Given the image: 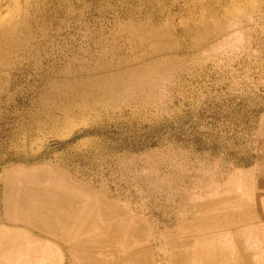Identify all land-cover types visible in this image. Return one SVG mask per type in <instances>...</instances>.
Returning a JSON list of instances; mask_svg holds the SVG:
<instances>
[{"label":"rangeland","instance_id":"obj_1","mask_svg":"<svg viewBox=\"0 0 264 264\" xmlns=\"http://www.w3.org/2000/svg\"><path fill=\"white\" fill-rule=\"evenodd\" d=\"M0 47V264H264V0H0Z\"/></svg>","mask_w":264,"mask_h":264},{"label":"bare ground","instance_id":"obj_2","mask_svg":"<svg viewBox=\"0 0 264 264\" xmlns=\"http://www.w3.org/2000/svg\"><path fill=\"white\" fill-rule=\"evenodd\" d=\"M216 2V1H215ZM46 4H47V2H45ZM61 3V2H60ZM64 3V2H63ZM39 4V3H38ZM41 4V3H40ZM62 4V3H61ZM67 4V3H66ZM27 5V4H26ZM59 5V4H58ZM64 5H65V3H64ZM32 6V5H31ZM60 6V5H59ZM66 6V5H65ZM68 6V5H67ZM57 7V6H56ZM208 7H210L211 8V10H213V9H215L211 4H209L208 5ZM208 7H206L205 8V10L206 11H209L208 10ZM26 9V8H25ZM60 9V8H59ZM62 9V8H61ZM58 10V9H57ZM63 10V9H62ZM71 10V9H70ZM35 11V10H34ZM37 11V10H36ZM62 12V11H61ZM138 12V11H137ZM140 12V11H139ZM205 12V11H204ZM25 13V12H24ZM56 13V12H55ZM141 13H143V12H141ZM146 13V12H145ZM52 14V13H51ZM60 14V13H59ZM72 14V13H71ZM138 14V13H137ZM144 14V13H143ZM154 14V13H153ZM24 15V14H23ZM31 15V14H30ZM68 15V14H67ZM137 16V15H136ZM139 16V15H138ZM146 16V15H145ZM156 16V15H155ZM41 17V16H40ZM66 17V16H65ZM74 17V16H73ZM151 17V16H150ZM163 17V16H162ZM202 17V16H201ZM67 18H69V17H67ZM168 18H170V17H168ZM172 18V17H171ZM200 18V17H199ZM55 19V18H54ZM139 20V19H138ZM134 22V21H133ZM147 22V21H146ZM152 22V21H151ZM194 22V21H193ZM2 23V22H1ZM15 23V22H14ZM163 23V22H162ZM161 23V24H162ZM61 24V23H60ZM156 24V23H155ZM138 25V24H137ZM147 25V24H146ZM190 25V24H189ZM193 25V24H192ZM188 26V25H187ZM45 27V26H44ZM167 27V26H166ZM170 27V26H169ZM164 28H165V26H164ZM206 28V27H205ZM14 29V28H13ZM61 29V28H60ZM189 29V28H188ZM15 30V29H14ZM128 30V29H127ZM187 30V29H186ZM185 30V31H186ZM203 30V29H202ZM5 31V30H4ZM43 31V30H42ZM123 31V30H122ZM48 32V31H47ZM183 33V32H182ZM192 33V32H191ZM37 34V33H36ZM55 34V33H54ZM173 34V33H172ZM178 34V33H177ZM176 34V35H177ZM53 35V34H52ZM56 36V35H55ZM92 36V35H91ZM189 36V35H188ZM127 37V36H126ZM199 37V36H198ZM92 38V37H91ZM117 38H118V36H117ZM113 39V38H112ZM120 39V38H119ZM141 39V38H140ZM168 39V38H167ZM202 39V38H201ZM121 40V39H120ZM129 40V39H128ZM177 40V39H176ZM53 41V40H52ZM112 41V40H111ZM114 41V40H113ZM157 41V40H156ZM159 41V40H158ZM175 41V40H174ZM100 42V41H99ZM103 42V41H102ZM165 42H167V41H165ZM170 42V41H169ZM172 42H173V40H172ZM121 43V42H120ZM129 43V42H128ZM134 42H132V44H133ZM158 44H160V43H158ZM174 44V43H173ZM192 44H194V43H192ZM28 45V44H27ZM46 45H48V44H46ZM105 45V44H104ZM144 45V44H143ZM109 46V45H108ZM161 46V45H160ZM194 46H196V45H194ZM34 47V46H33ZM60 47H62L61 45H60ZM96 47V46H95ZM100 47V46H99ZM148 47V46H147ZM157 47H159V46H157ZM173 47V46H172ZM1 48V47H0ZM70 48V47H69ZM98 48V47H97ZM112 48V47H111ZM115 48V47H114ZM121 48V47H120ZM119 48V49H120ZM124 48V47H123ZM143 48V47H142ZM178 48V47H177ZM34 49V48H33ZM59 49V48H58ZM57 49V50H58ZM64 49V48H63ZM118 49V48H117ZM36 50V49H35ZM41 50V49H40ZM46 50V49H45ZM106 50H107V48H106ZM112 50V49H111ZM126 50H128V49H126ZM134 50V49H133ZM38 51V50H37ZM75 51V50H74ZM109 51V50H108ZM124 51V50H123ZM56 52V51H55ZM66 52H68V51H66ZM113 52V51H112ZM116 52V51H115ZM139 51H137V53H138ZM158 52V51H157ZM24 53H26V52H24ZM28 53V52H27ZM34 53V52H33ZM41 53V52H40ZM61 53V52H60ZM97 53V52H96ZM146 53V52H145ZM154 53V52H153ZM170 53V52H169ZM63 54V53H62ZM61 54V55H62ZM79 54V53H78ZM85 54V53H84ZM111 54V53H110ZM116 54V53H115ZM149 54H150V52H149ZM53 55V54H52ZM73 55V54H72ZM82 55V54H81ZM91 55V54H90ZM89 55V56H90ZM12 56V55H11ZM36 56V55H35ZM59 56V55H58ZM69 56V55H68ZM76 56V55H75ZM111 56V55H110ZM179 56V55H178ZM71 57V56H70ZM91 57V56H90ZM116 57V56H115ZM161 57V56H160ZM20 59V58H19ZM91 59V58H90ZM95 59V58H94ZM100 59V58H99ZM106 59H108V58H106ZM102 60H104V59H102ZM110 60V59H109ZM135 60V59H134ZM138 60V59H137ZM166 60V59H165ZM58 61H60V59L58 60ZM146 61V60H145ZM153 61H155V60H153ZM68 62H70V60L68 61ZM105 62V61H104ZM135 62V61H134ZM151 62V61H150ZM165 62V61H164ZM64 63V62H63ZM79 63V62H78ZM127 63V62H126ZM71 64V63H70ZM120 64V63H119ZM128 64V63H127ZM138 64V63H137ZM161 64H163V62L161 63ZM118 65V64H117ZM116 65V66H117ZM124 65H125V63H124ZM151 65V64H150ZM54 67V66H53ZM143 67H145V66H142V68ZM155 67V66H154ZM61 68V67H60ZM64 68V67H63ZM63 68H62V70H63ZM138 68V67H137ZM156 68V67H155ZM47 69V68H46ZM66 69V68H65ZM140 69V68H139ZM54 70H55V68H54ZM53 70V71H54ZM57 70V69H56ZM67 70V69H66ZM69 70V69H68ZM89 70V69H88ZM71 71H74V70H71ZM144 71V70H143ZM142 71V72H143ZM147 71V70H146ZM153 71V70H152ZM151 71V72H152ZM137 72V71H136ZM141 72V73H142ZM57 73V72H56ZM138 73V72H137ZM144 73V72H143ZM101 74V73H100ZM110 74V73H109ZM117 74V73H116ZM49 75V74H48ZM107 75V74H106ZM119 75V74H118ZM146 75V74H145ZM106 77V76H105ZM48 78V77H47ZM136 78V77H135ZM145 78H146V76H145ZM119 79H121V78H119ZM129 79V78H128ZM137 79H139V78H137ZM152 79V78H151ZM58 80V79H57ZM145 80V79H144ZM147 80V79H146ZM98 81H99V79H98ZM109 81V80H108ZM115 82H116V79H115ZM137 82H139V81H137ZM46 83V82H45ZM96 83V82H95ZM95 83H93V85H95ZM110 83V82H109ZM122 83H123V81H122ZM101 84V83H100ZM113 84V83H112ZM117 84V83H116ZM53 86V85H52ZM58 86V85H57ZM62 86V85H61ZM84 86V85H83ZM112 86V85H111ZM137 86H138V83H137ZM46 87V86H45ZM49 87V86H48ZM102 87V86H101ZM70 88V87H69ZM73 88V87H72ZM85 88H87V87H85ZM107 88V87H106ZM114 88V87H113ZM139 88V87H138ZM52 89V88H51ZM99 89V88H98ZM45 90V89H44ZM55 90V89H54ZM69 90V89H68ZM81 90V89H80ZM102 90V89H101ZM108 90V89H107ZM111 90V89H110ZM120 90H122V89H120ZM100 91V90H99ZM59 92V91H58ZM64 92V91H63ZM74 92H75V90H74ZM110 92V91H109ZM127 92H128V90H127ZM133 92V91H132ZM56 93V92H55ZM135 92H133V94H134ZM59 94V93H58ZM78 94V93H77ZM66 95V94H65ZM90 95V94H89ZM39 96V95H38ZM34 97V96H33ZM41 97V96H40ZM52 97V96H51ZM66 97V96H65ZM82 97H83V95H82ZM37 98V97H36ZM69 98V97H68ZM111 98V97H110ZM112 98H113V96H112ZM34 99V98H33ZM44 99V98H43ZM63 99V98H62ZM119 99V98H118ZM36 100V99H35ZM78 100V99H77ZM116 100V99H115ZM38 101V100H37ZM58 101V100H57ZM40 102V101H39ZM46 102V101H45ZM50 102V101H49ZM48 102V103H49ZM52 102V101H51ZM59 102V101H58ZM91 102V101H90ZM104 102V101H103ZM119 102V101H118ZM65 103V102H64ZM37 104V103H36ZM40 104V103H39ZM55 104V103H54ZM68 104V103H67ZM74 104H76V103H74ZM80 104V103H79ZM38 105V104H37ZM73 105V104H72ZM105 105V104H104ZM52 106V105H51ZM81 107V106H80ZM66 108V107H65ZM72 108V107H71ZM70 108V109H71ZM86 108V107H85ZM98 108V107H97ZM63 109V108H62ZM54 110V109H53ZM64 110V109H63ZM84 111V110H83ZM68 112V111H67ZM66 112V113H67ZM85 112V111H84ZM102 112V111H101ZM50 113H53V112H51L50 111ZM72 113V112H71ZM77 113V112H76ZM75 113V114H76ZM79 113V112H78ZM49 114V113H48ZM41 115V114H40ZM85 115V114H84ZM44 116V115H43ZM43 116H42V119H43ZM54 116V115H53ZM74 116V115H73ZM83 116V115H82ZM94 117V116H93ZM65 118V117H64ZM44 122V121H43ZM23 124V123H22ZM42 125H43V123H42ZM43 126H45V125H43ZM42 126V127H43ZM49 126H50V124H49ZM48 125H47V127H49ZM57 126V125H56ZM52 128V127H51ZM55 128V127H54ZM24 129H26V128H24ZM29 129V128H28ZM32 130V129H31ZM55 130V129H54ZM45 131V130H44ZM49 131H51V130H49ZM47 132V131H46ZM33 133V132H32ZM49 135V134H48ZM22 139V138H21ZM29 139H30V137H29ZM14 142V141H13ZM41 142V141H40ZM9 143H10V141H9ZM37 143H39V142H37ZM4 144V143H3ZM12 144V143H11ZM19 144V143H18ZM28 144V143H27ZM14 145V144H13ZM41 145V144H40ZM8 146V145H7ZM14 148V147H13ZM98 148V147H97ZM67 150V149H66ZM69 150V149H68ZM19 151V150H18ZM43 151V150H42ZM49 151V150H48ZM4 152V151H3ZM15 152V151H14ZM64 152V151H63ZM48 154V153H47ZM8 155V154H7ZM30 155V154H29ZM45 156V155H44ZM69 156V155H68ZM43 157V156H42ZM6 159V158H5ZM41 159V158H40ZM21 161V160H20ZM38 169V168H37ZM38 172V171H37ZM33 178V177H32ZM76 184V183H75ZM75 186V185H74ZM37 187V186H36ZM73 187V186H72ZM52 189V188H51ZM45 195V194H44ZM208 196V195H207ZM210 196V195H209ZM42 197V196H41ZM209 198V197H208ZM233 198H236V197H233ZM44 200V199H43ZM47 200H48V198H47ZM191 200V199H190ZM189 200V201H190ZM203 200V199H202ZM238 200V199H237ZM200 201V200H199ZM228 201V200H227ZM229 201H231V200H229ZM233 201V200H232ZM44 202V201H43ZM45 202H47V201H45ZM191 202V201H190ZM237 202V201H236ZM43 204H45V203H43ZM230 204V203H229ZM124 205V204H123ZM188 205H189V203H188ZM34 206V205H33ZM125 206H128L127 205V203H126V205ZM212 206V205H211ZM37 207V206H36ZM31 208V207H30ZM232 208V207H231ZM128 209V208H127ZM130 209V208H129ZM192 209H193V207H192ZM225 209V208H224ZM204 210V209H203ZM214 211V210H213ZM146 212V211H145ZM191 212V211H190ZM190 212H189V214H190ZM256 212V211H255ZM142 213V212H141ZM174 219V218H173ZM185 219V218H184ZM45 221V220H44ZM177 221V220H176ZM175 221V222H176ZM63 222V221H62ZM191 223V222H190ZM253 223V222H252ZM251 223V224H252ZM256 223H257V221H256ZM34 224V223H33ZM52 224V223H51ZM186 224V223H185ZM240 225V224H239ZM257 225V224H256ZM38 226V225H37ZM52 226V225H51ZM248 226H249V224H248ZM252 226H253V224H252ZM7 227V226H6ZM138 227V226H137ZM141 227V226H140ZM244 227H245V225H244ZM243 227V228H244ZM17 228V227H16ZM40 228H41V226H40ZM39 228V229H40ZM54 228V227H53ZM62 228V227H61ZM66 228V227H65ZM145 228V227H144ZM236 228V227H235ZM237 228H238V226H237ZM236 228V229H237ZM8 229V228H7ZM13 229V228H12ZM36 229V228H35ZM52 229V228H51ZM57 229V228H56ZM165 229H166V227H165ZM241 229V228H240ZM246 228H244V230H245ZM9 230V229H8ZM7 230V233L9 232ZM26 230H28L27 228H26ZM139 230H141V229H139ZM238 230V229H237ZM156 232H157V230H155ZM233 231V230H232ZM231 231V232H232ZM243 231V230H242ZM252 231V230H251ZM258 231V230H257ZM11 232V231H10ZM41 232V231H40ZM64 232H65V230H64ZM63 232V233H64ZM137 232V231H136ZM163 232V231H162ZM216 232V231H215ZM53 233V232H52ZM132 233V232H131ZM163 233H165V232H163ZM217 233V232H216ZM233 233V232H232ZM236 233V232H235ZM240 233V232H239ZM242 233V232H241ZM240 233V234H241ZM252 233H254V232H252ZM139 234V233H138ZM203 234V233H202ZM255 235H257L256 233H254ZM15 235V234H14ZM139 235H141V234H139ZM157 235V234H156ZM259 235V234H258ZM50 236V235H49ZM134 236V235H133ZM136 236V235H135ZM234 236H236V235H234ZM15 237V236H14ZM39 237V236H38ZM53 237V236H52ZM58 237V236H57ZM241 237V236H240ZM55 238V237H54ZM132 238H134V237H132ZM140 238V237H139ZM142 238V237H141ZM106 239V238H105ZM159 239V238H158ZM174 239V238H173ZM234 239V238H233ZM104 240V239H103ZM166 240V239H165ZM151 241V240H150ZM163 241V240H162ZM167 241V240H166ZM205 241V240H204ZM207 241H208V239H207ZM173 242V241H172ZM14 243V242H13ZM104 243V242H103ZM12 244V243H11ZM204 244V243H203ZM205 244H207V243H205ZM2 245H3V243H2ZM173 245V244H172ZM106 246V245H105ZM169 247V246H168ZM183 247V246H182ZM188 247H189V244H188ZM191 247V246H190ZM195 247V246H194ZM194 247H192V248H194ZM199 247V246H198ZM4 248H5V246H4ZM7 248V247H6ZM12 248V247H11ZM191 248V249H192ZM200 248V247H199ZM240 248V247H239ZM242 248V247H241ZM246 248V247H245ZM10 249V248H9ZM13 249V248H12ZM165 249V248H164ZM5 250V249H4ZM162 250V249H161ZM193 250H195V248L193 249ZM251 250V249H250ZM173 251H174V249H173ZM189 251H191V250H189ZM244 251V250H243ZM8 252H9V250H8ZM7 252V253H8ZM170 252V251H169ZM192 252V251H191ZM159 253H161V252H159ZM163 254H164V251H163ZM241 254V253H240ZM8 255V254H7ZM242 255V254H241ZM10 256V255H9ZM8 257V256H7ZM243 257V256H242ZM241 257V258H242ZM6 259V258H5ZM159 259V258H158ZM2 263V262H1ZM5 263V262H4ZM247 264V263H246Z\"/></svg>","mask_w":264,"mask_h":264}]
</instances>
